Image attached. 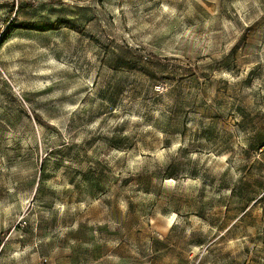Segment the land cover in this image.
I'll use <instances>...</instances> for the list:
<instances>
[{
    "label": "rangeland",
    "instance_id": "374dc122",
    "mask_svg": "<svg viewBox=\"0 0 264 264\" xmlns=\"http://www.w3.org/2000/svg\"><path fill=\"white\" fill-rule=\"evenodd\" d=\"M0 264H264V0H0Z\"/></svg>",
    "mask_w": 264,
    "mask_h": 264
},
{
    "label": "trees",
    "instance_id": "16d2710c",
    "mask_svg": "<svg viewBox=\"0 0 264 264\" xmlns=\"http://www.w3.org/2000/svg\"><path fill=\"white\" fill-rule=\"evenodd\" d=\"M58 24L57 21H42V20H36V21H24L20 22L19 24H16L15 27H20L24 29H32V30H38V31H46L50 29L56 28V25ZM34 116L39 119V116L37 114H34Z\"/></svg>",
    "mask_w": 264,
    "mask_h": 264
}]
</instances>
